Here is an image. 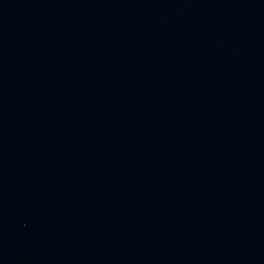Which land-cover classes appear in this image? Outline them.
Returning <instances> with one entry per match:
<instances>
[{"label":"water","instance_id":"water-1","mask_svg":"<svg viewBox=\"0 0 264 264\" xmlns=\"http://www.w3.org/2000/svg\"><path fill=\"white\" fill-rule=\"evenodd\" d=\"M0 264H264V0H0Z\"/></svg>","mask_w":264,"mask_h":264}]
</instances>
